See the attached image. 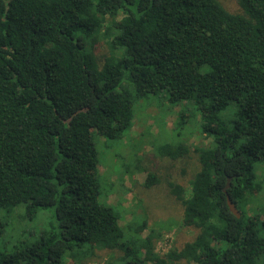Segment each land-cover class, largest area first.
<instances>
[{"label":"trees","instance_id":"trees-1","mask_svg":"<svg viewBox=\"0 0 264 264\" xmlns=\"http://www.w3.org/2000/svg\"><path fill=\"white\" fill-rule=\"evenodd\" d=\"M237 3L0 0V264H264V208L246 210L264 191V0ZM124 80L138 97L193 107L186 123L212 139L192 148L179 131L153 149L183 161L178 176L146 156L133 169L145 189L166 183L181 229L194 231L163 254L164 233L143 236L144 208L122 226L119 208L100 201L96 139L121 141L135 117Z\"/></svg>","mask_w":264,"mask_h":264},{"label":"rangeland","instance_id":"rangeland-1","mask_svg":"<svg viewBox=\"0 0 264 264\" xmlns=\"http://www.w3.org/2000/svg\"><path fill=\"white\" fill-rule=\"evenodd\" d=\"M222 1L231 11H240L237 0ZM94 52L100 61L108 57L110 48L107 41L103 38L100 39L95 45ZM126 81H123L121 89L130 91V94L134 97L135 117L131 131H128L123 139L118 142L109 141L106 143L104 139H96L101 161L98 169L99 174L102 175L100 177V201L106 200L109 204L119 208L121 214L120 224L122 226H125L135 214L141 215L143 213L141 209L144 208L149 216V229L143 233V236H147L151 230L164 233L163 238L158 241L156 246V252L163 254L169 251L175 239L178 241L188 240L193 237L194 231L192 229H181L183 207L175 203L173 198L168 197L166 183L164 182L156 189H145L141 185L145 182L146 174L143 171H134L133 169L137 167L139 157L143 159L146 156L144 164L149 165L148 159H152L158 163L157 167L161 168L163 173L171 171L170 173L178 176L182 174L181 169L185 165L183 161L171 162L166 158L155 159V156L159 154L153 152V149L160 146L162 141L175 142L181 135L188 138L192 148L198 144L208 145L212 142V139L202 138L199 136L198 128L195 125H191L194 127L190 126L191 121L188 124L186 123L189 117L192 118L193 107L185 103L181 105L173 104L166 99L163 92L158 93L156 96L138 97L132 86L127 84ZM197 119L200 122V118ZM182 126L185 128H182ZM179 131H183L181 135L178 134ZM187 165L192 171L197 165L196 158L193 157ZM125 166H129V170L132 172L123 174L122 171ZM256 173L263 179V164H257ZM182 182L186 183L185 179ZM110 183L113 184L114 192L106 198L105 195L109 191ZM258 206L264 208V191H261L256 199L248 204L246 207L248 214H254L250 208ZM43 217L44 215L40 216L37 225L43 224L41 221ZM259 218L262 220L263 216L259 215ZM18 223L22 224L21 221H18ZM30 228L32 232L40 233L43 227L37 228L34 222L30 224ZM106 259H108V256L104 257L102 262ZM86 264H98V262L89 261Z\"/></svg>","mask_w":264,"mask_h":264},{"label":"water","instance_id":"water-1","mask_svg":"<svg viewBox=\"0 0 264 264\" xmlns=\"http://www.w3.org/2000/svg\"><path fill=\"white\" fill-rule=\"evenodd\" d=\"M229 181L228 180V184H227V187L224 189V191L226 192L228 187H229ZM227 201H228V205H229V208L230 210L237 216V217H240V212L239 210L237 209V207L235 206V204L232 202L231 198L229 197V195L227 196Z\"/></svg>","mask_w":264,"mask_h":264}]
</instances>
